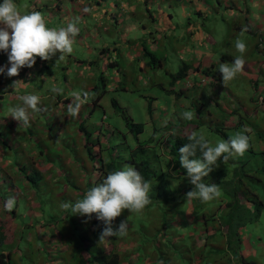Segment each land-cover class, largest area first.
<instances>
[{
  "label": "rangeland",
  "instance_id": "rangeland-1",
  "mask_svg": "<svg viewBox=\"0 0 264 264\" xmlns=\"http://www.w3.org/2000/svg\"><path fill=\"white\" fill-rule=\"evenodd\" d=\"M14 2L21 13H27L28 9L34 11L38 6L36 0ZM149 3H159L163 12L173 13L174 24L163 31L150 25V21L148 26L134 23L130 28L118 27L116 31L96 27L92 29L95 37L90 40H83L85 32L79 31L73 38V52L63 60H58L59 53L49 61L41 60L43 64L37 57L35 65L22 72L24 76L7 77L6 87L0 86V226L4 228L5 241L0 250L9 251L12 264H89L76 253L85 247L86 241L81 239L87 236L90 220L72 215L61 205L82 199L87 190L101 183L95 184L94 175L101 161L113 160L119 170L128 165L134 167V162L144 159L158 167L157 160L162 159L160 152H163L158 143L167 142L169 125L179 126L172 129L174 134L202 132L213 145L227 139L216 128L228 137L247 129L249 149L243 156L230 158L226 164L218 162L219 166L203 178L206 183L231 177L234 167L251 171L263 163L264 0H153ZM170 3H181L184 8L172 9L168 7ZM151 10L158 12L156 7ZM137 13L141 17L142 10L138 8ZM50 15L58 18L55 9ZM45 21L49 28L61 27L56 18L55 21L45 18ZM88 23L94 27L92 22ZM189 24L191 28L187 30ZM195 28L203 33L202 41L200 37L195 40L190 37L191 29ZM237 38L247 45L243 54L245 68L225 86L218 66L230 64L235 56L241 55L235 49ZM120 39L130 41L129 50ZM198 54H208L210 61L213 58L219 61L210 67L215 77L204 75L203 82L199 73L173 81L181 62L198 63ZM14 80H20L25 87L12 88ZM53 87L63 92L53 93ZM180 90L184 93L178 96ZM73 91H87L89 99L80 107L78 116L69 117V93ZM26 94L40 97L41 111L34 113L29 109L30 124L18 126L16 120L7 117L8 108L20 105V96ZM112 99L124 108L133 122L143 124L137 138L112 106ZM149 101L151 113L148 112ZM186 111L193 113V119L182 118L181 114ZM80 127L91 133L90 149L93 155L96 153L93 158L84 146ZM150 137L153 138L148 143ZM138 142H147V146L136 148ZM165 160L163 157L161 162ZM188 181L180 187L184 196ZM9 198L14 200L10 212L5 210ZM188 201L181 199L176 207L172 203L165 214L156 206V209L144 208L139 213L122 212L117 223L127 218L128 230L118 243L123 242L128 247V241L136 237V245H144L141 252L134 251L140 255L135 257V264H142L143 251L153 252V249L152 256L164 254L167 264H188L187 258L194 252L208 263L210 245H199L203 237L201 229L195 230L190 225L195 215L202 216L203 212L199 208L197 213L191 214V201ZM209 208L215 209L214 205ZM164 215L166 219H175L160 230L162 236L153 242L156 223L159 228ZM171 229L175 234L171 242L177 247L153 248L154 244L168 240ZM242 233L249 242L245 241L242 246L245 247L242 251L248 254L247 261L264 264V209L258 221L248 223ZM151 260L146 259L143 264H154Z\"/></svg>",
  "mask_w": 264,
  "mask_h": 264
},
{
  "label": "clouds",
  "instance_id": "clouds-1",
  "mask_svg": "<svg viewBox=\"0 0 264 264\" xmlns=\"http://www.w3.org/2000/svg\"><path fill=\"white\" fill-rule=\"evenodd\" d=\"M78 23L77 17L69 22L67 27L49 28L39 11L21 13L14 0H2L0 2V50L7 53L8 64L0 66V73L9 78L18 76L22 68H32L37 57L49 61L59 53L58 60H63L66 55L73 52V38L79 33ZM235 49L241 55L235 56L230 64L220 63L218 66V72L225 86L245 68L243 54L247 51L246 43L237 38ZM199 73H201V80L204 81V73ZM19 81L14 80L10 86L15 87ZM51 91L62 93L63 89L53 87ZM69 96L71 100L67 115L76 117L80 107L88 101L89 93L73 91L69 93ZM20 101L22 102L20 105L8 108L7 117L16 120L18 126L21 124L27 126L30 124L29 109L34 113L41 111L38 107L40 97L35 94H26L20 96ZM181 115L183 119H193L191 111ZM246 132L245 128L215 145L202 132L193 131L187 136L188 142L179 149V163L186 170L189 183L194 187L185 194L186 199H199L207 203L220 196L217 184L205 183L203 178L219 166L218 161L226 164L230 158L245 154L250 147ZM150 190L151 183L145 180L135 167L128 165L121 170L109 172L100 184L87 190L82 199L74 203L65 202L61 207L65 211L70 210L72 215L86 217L87 220L95 214L96 218L105 225L99 234V241L110 236L123 237L127 235L128 219L121 220L116 227H113L114 221L124 210L141 212L151 202ZM13 207L14 200L9 198L5 204V210L10 212Z\"/></svg>",
  "mask_w": 264,
  "mask_h": 264
},
{
  "label": "trees",
  "instance_id": "trees-1",
  "mask_svg": "<svg viewBox=\"0 0 264 264\" xmlns=\"http://www.w3.org/2000/svg\"><path fill=\"white\" fill-rule=\"evenodd\" d=\"M0 2H2V0H0ZM190 62L191 61L188 63L181 62L179 69L173 75V81L186 79L190 74L194 75L199 72H203V75H213V77H215L212 70L201 69L200 71V67L198 65L194 67L190 64ZM183 93L184 90H180L177 95L180 96ZM99 98L100 95L97 96L95 102H97ZM111 104L123 117L125 125L128 127L129 131L137 138L138 134L143 131V124L133 122L129 115L126 114L124 108H122L115 99L111 100ZM148 112L151 113L150 101L148 104ZM173 125L174 126L169 125L170 137L166 140L167 142L163 143L161 140L160 143H158L162 147L161 151L163 152H160L162 159L163 157L166 158L164 163L161 162L162 159L159 158V156V160H157L159 162L158 167L148 164V160L146 159L133 163L134 167L143 175L145 180L151 183V190L149 192L151 202L145 207L146 210L158 208L160 210L162 209L163 214L166 213L165 209L170 207L172 203H174L176 207L179 201L185 198V196L181 194L182 189L180 187L183 185L185 180H188L186 170L183 169L179 163V149L188 142V135L174 134L172 129L179 126L176 124ZM196 127H198V125ZM79 131L84 136V146L88 151L89 157L93 158L96 153L93 155L90 149L92 145L90 143L91 133H87L82 127L79 128ZM216 131L225 138H229L224 131L217 128ZM152 138L153 137L147 139L148 143L152 141ZM146 143L147 142H138L136 148L146 147ZM197 155H199V153ZM228 162H230V159ZM115 170L119 169L117 167V163L113 160H109L107 162L101 161L98 163L94 171L96 172L94 174L96 177L95 184H97V181L102 182L109 172ZM231 173V177L227 179L211 182L217 184L220 190V198H215L207 203L201 202L199 199H191V202L188 201L190 202L192 208L191 214L197 213L199 208H201L203 212L202 216L198 214L195 215L190 225H192V228L195 230L201 229L199 231L203 234V237H201L202 243L199 245H210L209 251L207 252V256L209 257L208 263L215 262V264H218L217 262L224 260L223 264H254L253 262L247 261L246 257L242 254L241 249L244 240L242 228L248 223L257 222L264 209V159L260 166L255 169H251V171L234 167ZM177 179L184 181L180 183L176 181ZM188 184L189 187L184 190L185 193L192 190L194 187L191 183H189V181ZM212 205H214L215 209L209 208L211 209L209 210L208 207ZM203 209L205 210L203 211ZM156 215L157 214H155V216ZM117 219L118 218L114 221V224L116 225L119 224L117 223ZM160 219L161 218H159V220ZM174 219L173 217L166 219L164 215L160 221L159 228L158 223H156L157 234H154L153 242L156 241L157 237L162 236L160 230L165 229L168 223L171 224ZM104 227V223L96 219L95 214H93L89 221L86 238L81 239L82 236H80L82 242L86 241L85 247H82L81 243V247L84 252L82 250H78L76 255L81 259H86L89 264H135V257H140V255H136L134 251L141 252L140 248L144 247V245L141 243L136 245V237L131 238L128 241V247L127 244L123 242L118 243L119 239L120 241L123 239V237L120 236H110L105 240L99 241V234ZM2 229L4 228L0 226V246L5 242L2 236ZM173 231L174 229H171L170 234L168 235V240H166L164 244H154L153 248H159L161 245L177 247L176 243L171 242L172 235H175ZM146 236L147 235H145V237ZM193 244V246H195L197 245V242L194 241ZM152 251L155 252V249ZM153 252L143 251L144 255L141 261L142 264L149 258H152L151 261H153V259H155L153 258L154 256L157 257L153 261L154 264H167L164 260V254H154V256H152ZM213 253L216 256L213 255ZM10 255L9 251L0 250V264H12L10 261ZM159 258L164 261L158 260ZM187 259L188 264H208L201 260V255L198 256V252H194V255L188 257Z\"/></svg>",
  "mask_w": 264,
  "mask_h": 264
},
{
  "label": "crops",
  "instance_id": "crops-1",
  "mask_svg": "<svg viewBox=\"0 0 264 264\" xmlns=\"http://www.w3.org/2000/svg\"><path fill=\"white\" fill-rule=\"evenodd\" d=\"M38 3V6L35 7L34 11H39L42 13V15L50 21L53 19L55 21V18L57 19V23L61 25V27H67V24L69 22H72L75 20V18H79V23L77 24V27L79 28L80 33L85 32L83 40H90V38L95 37V29L96 27L102 28L105 27V31L108 30H114L116 31V28L118 27H124V28H130L129 25L134 26L135 24H140L141 26H148L147 22L150 21L154 28H158L161 31H163L166 27H168L173 23V13L168 12L165 13L162 11L161 5L158 4H151L153 0H138V3L135 2V0H36ZM44 1V2H43ZM160 1V0H159ZM156 7L158 8V12L152 13V8ZM163 7H167L166 5H163ZM168 7L178 10H182L184 8V5L179 3L178 5L168 4ZM140 8L142 10L141 17L138 16L137 9ZM55 9V13L57 14L58 18L56 16L51 17L50 13L52 10ZM32 9H28L27 12H31ZM113 11L116 13L114 14ZM120 11V13H118ZM49 13V14H48ZM184 16L185 13L183 12ZM119 15V18H118ZM93 23L94 27H90V23ZM88 23V24H87ZM124 23V24H123ZM177 26V24H176ZM60 27V28H61ZM113 27V28H112ZM115 27V28H114ZM191 28V24L187 25L186 29L189 30ZM190 37L195 40L200 37V40L202 41V38L204 37L203 33L197 28L191 29ZM120 41H124L126 43V46H130V41L127 43L126 40L120 39ZM100 44H104L103 42H100ZM195 46L193 47V50H195ZM105 50V49H102ZM129 56L132 57L130 51ZM199 55V62H193L190 63L192 66H199L200 69H210V67H213L214 63H218L219 61L215 58H213L211 61L209 59L208 54H198ZM39 63L43 64L41 59H39ZM113 63V62H112ZM8 64V57L7 53L0 50V66H4ZM111 64V63H108ZM10 66V65H9ZM26 68V67H25ZM25 68H22L20 74L22 76ZM211 70V69H210ZM18 76L12 77L13 79H16ZM3 77V80L0 81V86L6 87L8 84L7 82V76L3 73H0V78ZM20 78V77H19ZM27 85V84H26ZM17 88L19 87H25V84H22V82H19L16 84ZM15 88V87H12ZM60 105V103H58ZM62 106V104H61ZM9 118V117H8ZM1 121V120H0ZM248 242L246 238H244L243 244ZM249 243V242H248ZM245 247H243L241 250H243ZM242 254L244 257L248 256V254L244 253L242 251Z\"/></svg>",
  "mask_w": 264,
  "mask_h": 264
},
{
  "label": "built area",
  "instance_id": "built-area-1",
  "mask_svg": "<svg viewBox=\"0 0 264 264\" xmlns=\"http://www.w3.org/2000/svg\"><path fill=\"white\" fill-rule=\"evenodd\" d=\"M204 82V81H203Z\"/></svg>",
  "mask_w": 264,
  "mask_h": 264
}]
</instances>
